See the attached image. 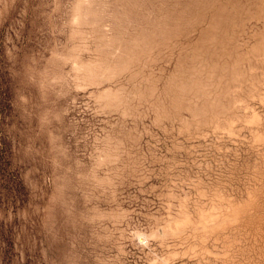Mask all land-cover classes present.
Segmentation results:
<instances>
[{
  "label": "rangeland",
  "instance_id": "obj_1",
  "mask_svg": "<svg viewBox=\"0 0 264 264\" xmlns=\"http://www.w3.org/2000/svg\"><path fill=\"white\" fill-rule=\"evenodd\" d=\"M0 264H264V0H0Z\"/></svg>",
  "mask_w": 264,
  "mask_h": 264
}]
</instances>
